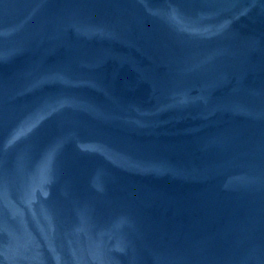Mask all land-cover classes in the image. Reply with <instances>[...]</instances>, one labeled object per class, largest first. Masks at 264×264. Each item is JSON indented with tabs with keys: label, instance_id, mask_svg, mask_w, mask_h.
Masks as SVG:
<instances>
[{
	"label": "water",
	"instance_id": "95a60500",
	"mask_svg": "<svg viewBox=\"0 0 264 264\" xmlns=\"http://www.w3.org/2000/svg\"><path fill=\"white\" fill-rule=\"evenodd\" d=\"M179 136L264 244V0H0Z\"/></svg>",
	"mask_w": 264,
	"mask_h": 264
}]
</instances>
